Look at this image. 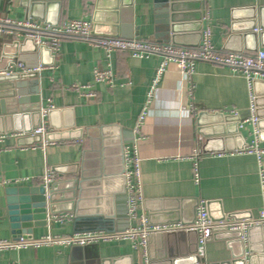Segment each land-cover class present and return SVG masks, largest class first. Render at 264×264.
<instances>
[{"label":"crops","instance_id":"0c3cea01","mask_svg":"<svg viewBox=\"0 0 264 264\" xmlns=\"http://www.w3.org/2000/svg\"><path fill=\"white\" fill-rule=\"evenodd\" d=\"M131 3L125 6L121 0H37L33 12L27 0H0V17L15 21L34 19L39 25L51 26L85 19L92 23L94 36L98 38L141 39L188 49L199 46L202 31L209 25L213 45L222 54L254 53L264 47V0H131ZM205 16L209 17L208 22ZM24 40L21 35L0 38V75L5 70L23 73L20 65L25 68L43 65L37 86L40 105L42 110L52 107L54 111L45 118L47 133H61L64 139L55 136L57 140L46 146H32L31 140H21L19 145V137H14L1 145L4 150L0 152V241L15 237L6 189L41 185L46 171L54 167L61 170L59 180L77 178L72 174L81 172L84 152L91 148V139L86 134L89 129L99 131L102 141L100 131L105 129L108 141L123 145L124 159L127 150L131 154L137 152L144 199L139 214L145 213L149 218L151 214L168 212L186 219L195 216L194 201H198L214 220L223 214H239L240 221L259 215L264 207L259 160L255 153L249 154L245 149L251 145L264 149V121L262 130L257 126L256 137L248 121L253 116L251 112L239 125L242 137L237 138L227 133L234 131L236 125L223 123L216 114L250 111L251 92H257L264 110V79L257 78L251 91L242 74L198 62L188 81L175 64H170L150 98L162 63L158 56L135 58L125 52L108 53L86 41L64 38L55 57L47 49L32 59V52L20 54L13 47L16 41ZM21 56L30 58L6 68L9 59ZM95 69L111 70L114 85L96 84ZM82 86H91L97 98L87 99L82 92L72 89ZM33 88L26 87L29 95ZM33 106L30 102L26 107L30 111ZM144 111L145 118L139 125ZM33 123L32 118L23 120L22 127ZM8 124L4 126L0 121V130ZM10 125L13 127L12 122ZM262 161L264 166V157ZM195 162L199 168L198 183ZM120 179L112 177L101 184L96 189L101 192L96 198L89 196V192L81 206L83 214H98L112 221L106 227L116 232L135 225L128 218L127 193L124 194V182ZM73 215L72 221L64 223L50 218L47 227L33 229V240L48 235L89 233L75 232L74 212ZM97 245H88L87 254L99 253L101 259L111 264H140V255L129 241ZM235 247L234 252L240 253L241 247ZM84 252L78 246L3 250L0 264H84ZM201 258L204 264H223L232 260V250L226 241L212 239Z\"/></svg>","mask_w":264,"mask_h":264},{"label":"water","instance_id":"95a60500","mask_svg":"<svg viewBox=\"0 0 264 264\" xmlns=\"http://www.w3.org/2000/svg\"><path fill=\"white\" fill-rule=\"evenodd\" d=\"M27 2L31 3L30 7L34 12L33 8L37 4V0H27ZM121 2L125 6H131L132 4L131 0H121ZM92 34L94 35L93 31ZM13 47L20 54L32 52V59H35L36 54H44L47 51L46 47L36 46L31 39H25L23 43L16 41ZM26 58L30 57L21 56L19 59H9L10 61L6 68L10 64L18 65L25 62ZM41 66L43 67V65ZM29 68H36V66H30ZM38 78L39 72H23L18 74L9 73L5 70L3 75H0V116H3L0 121L4 126L9 122L6 128L4 127L0 130V133L23 132L26 134V137L18 138L19 145H21V140H31L30 145L32 146L43 143L41 135H29L41 123L42 107L37 87ZM29 85L34 86L30 95L26 91V87ZM254 95L255 116L258 120L257 126L260 131L262 130V122L264 121V110L261 108L262 100L257 92ZM30 102L34 106L29 111L26 106ZM53 113V110L49 111L48 116L50 117ZM202 115H200L199 121ZM250 116L251 111L227 116L219 113L216 114V117L223 123L236 125L234 131L228 130L227 133L229 136H236L237 138L242 137L241 133H239V125ZM30 118L33 119L34 123L31 126L23 128L22 121L24 120L25 122ZM11 122L13 127L10 125ZM104 130L100 131L103 141L99 139L100 133L96 129L86 131L87 137L91 139V148L84 152L81 172H74L72 174V176H76L77 178L58 180L48 187L41 184L37 186L9 187L6 189L8 214L15 235L13 240H32L34 228L47 227L50 218L66 213L73 214V212L75 213L74 228L76 233L100 230L116 232V229L106 227L107 225H112V221L109 219L105 220L98 214H83L81 208L84 199L87 197L86 195L90 192L89 196L92 195L93 198H96V195L101 193L96 189L99 186L101 187V184L104 182L107 183L112 177H121L120 180L124 182V194L126 193L123 145L120 143L113 144L108 141ZM55 136H59V140L64 139L61 133H48L45 139L48 143H51L57 140ZM259 136L261 138V133ZM82 137L83 131H81L80 139ZM52 171L57 175L61 173V170L56 167ZM95 201L94 199L93 202L96 204L97 202ZM194 203L195 216L192 215L185 219L175 213L168 214L167 212L158 216L151 214L149 217L150 224L165 225L182 222L181 224L184 226L193 225L196 219V211L199 207L198 201H194ZM145 206L147 210H150L148 203H145ZM209 216L215 223H226L229 222L228 220L237 221L241 219L239 214H223L218 220H214L210 214ZM212 239L224 240L231 247L232 260L223 264H261L264 261V227L261 225H255L250 228L246 238H244V232L241 230L232 231L227 227L218 228L208 241ZM246 244L248 245L247 249L245 248ZM237 245L241 247L240 253H235L233 250ZM93 246L97 247L98 245L89 247ZM89 247H82L85 251L83 256L86 259L84 264L112 263L109 260L101 259L99 253L95 255L87 254ZM148 253L151 264H204L198 254V233L195 230L153 234L149 238Z\"/></svg>","mask_w":264,"mask_h":264},{"label":"built area","instance_id":"2783aa9c","mask_svg":"<svg viewBox=\"0 0 264 264\" xmlns=\"http://www.w3.org/2000/svg\"><path fill=\"white\" fill-rule=\"evenodd\" d=\"M204 20L209 21V17L205 16ZM92 23L85 19L69 20L61 26L39 25L34 19L25 21H15L8 18L0 17V38L4 36L21 35L25 39L33 40L38 47H46L55 57L59 52L61 40L64 38H74L86 41L92 46L105 49L108 53L125 52L135 58H148L158 56L162 59L161 66L157 71L152 91L149 94L151 98L158 85L162 75L170 64H175L182 72L185 79L190 81L195 72V65L198 62L211 63L218 66L228 68L234 73L242 74L248 81L252 91L253 83L257 78L264 79V47L254 53H236L231 52L222 54L214 47L212 42V30L207 25L201 34V42L195 49L181 48L173 44H161L141 39H121V38H98L92 34ZM258 30H256L257 32ZM26 73L40 72L43 67L29 68L20 65ZM94 82L96 84H107L113 86L115 83L114 75L111 70L95 69ZM73 90L82 92L87 99L97 98V93L92 90L91 86L73 87ZM251 107L250 111L253 116L248 120L254 128L257 137V118L255 116V96L253 92L250 94ZM52 107L41 111V123L30 135H41L43 143L46 146L45 139L47 133L45 118ZM238 114V113H235ZM145 111L139 118V125L143 123ZM26 134L4 133L0 134V152L4 150L2 144L9 138L25 136ZM52 143V142H51ZM249 154H256L259 160L260 181L262 191L264 193V166L263 157L264 149H260L257 145H251L245 149ZM195 180L199 182V168L197 162L194 164ZM125 178H126V197L128 218L130 222H134V226L122 232H89L83 234H75L71 236H45L37 240H5L0 241V251L17 250L23 248H40L43 246H78L86 247L88 245H96L101 242L109 243L114 241H129L133 248L140 255V264H151L148 253L149 238L153 234L173 233L179 231L195 230L198 233V253L202 257L205 254V246L218 228L227 227L232 231L241 230L244 232V238L247 232L255 225L264 227V207L259 215L250 220L229 221L226 223H215L209 216L204 206L200 205L196 213V219L193 225L184 226L181 224H165L152 225L145 213L139 214L138 209L143 202V185L141 178V159L137 152L131 154L129 150L125 155ZM59 180V176L52 170L48 169L43 177L42 184L45 187L50 186ZM74 218L72 213L61 214L52 217L53 221L64 223L70 222Z\"/></svg>","mask_w":264,"mask_h":264}]
</instances>
